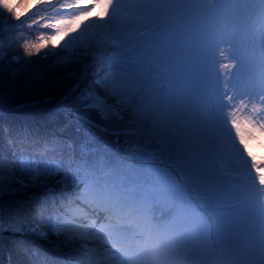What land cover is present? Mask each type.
<instances>
[{
  "label": "snow or ice",
  "instance_id": "snow-or-ice-1",
  "mask_svg": "<svg viewBox=\"0 0 264 264\" xmlns=\"http://www.w3.org/2000/svg\"><path fill=\"white\" fill-rule=\"evenodd\" d=\"M0 17V103L27 77L45 106L0 113V188L36 190L0 264H264V0H0Z\"/></svg>",
  "mask_w": 264,
  "mask_h": 264
},
{
  "label": "trees",
  "instance_id": "trees-1",
  "mask_svg": "<svg viewBox=\"0 0 264 264\" xmlns=\"http://www.w3.org/2000/svg\"><path fill=\"white\" fill-rule=\"evenodd\" d=\"M36 2V0H31ZM32 11V10H31ZM2 19V17H0ZM40 33L33 31L27 38L34 39ZM63 33H60L54 37L51 41L52 44H57L63 38ZM62 37V38H61ZM44 51V50H42ZM23 56V53L21 52ZM24 59H33L30 57H24ZM51 63L50 60L40 59L35 60L29 67L33 69L46 68ZM24 77L19 80L11 89L6 90L7 100L4 103H0V113H8L13 117L28 118L39 117L44 111L45 106L38 101L41 99L38 92L33 91L26 83ZM3 147V142L0 141V148ZM36 195L34 188H16L14 186L7 189L0 188V221L6 227L5 232L0 231V238L8 239L16 234V230L19 227L16 219L12 214V207L20 202H27Z\"/></svg>",
  "mask_w": 264,
  "mask_h": 264
},
{
  "label": "bare ground",
  "instance_id": "bare-ground-1",
  "mask_svg": "<svg viewBox=\"0 0 264 264\" xmlns=\"http://www.w3.org/2000/svg\"><path fill=\"white\" fill-rule=\"evenodd\" d=\"M248 148L252 150V153L259 157H264V138H260L258 142H249Z\"/></svg>",
  "mask_w": 264,
  "mask_h": 264
},
{
  "label": "rangeland",
  "instance_id": "rangeland-1",
  "mask_svg": "<svg viewBox=\"0 0 264 264\" xmlns=\"http://www.w3.org/2000/svg\"><path fill=\"white\" fill-rule=\"evenodd\" d=\"M13 2H15V0H13ZM35 3H36V2H31V4H35ZM87 15H88V18H91L92 16L102 15V9L99 8V7H96V8H94V9H92V11L89 12ZM81 19L83 20V19H85V17H81ZM61 38H62V37H61ZM248 149H249V148H248ZM249 151L252 152L251 149H249ZM0 231H1V232H5V231H7L5 225L3 224L2 221H0Z\"/></svg>",
  "mask_w": 264,
  "mask_h": 264
}]
</instances>
